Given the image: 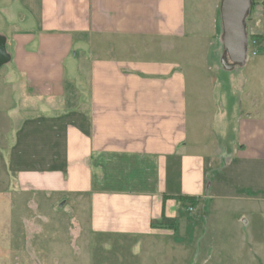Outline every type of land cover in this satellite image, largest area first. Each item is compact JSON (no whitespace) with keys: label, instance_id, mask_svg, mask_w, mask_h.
I'll return each instance as SVG.
<instances>
[{"label":"crops","instance_id":"1","mask_svg":"<svg viewBox=\"0 0 264 264\" xmlns=\"http://www.w3.org/2000/svg\"><path fill=\"white\" fill-rule=\"evenodd\" d=\"M263 1L239 62L223 0H0V193L20 231L58 207L140 264H264Z\"/></svg>","mask_w":264,"mask_h":264},{"label":"rangeland","instance_id":"2","mask_svg":"<svg viewBox=\"0 0 264 264\" xmlns=\"http://www.w3.org/2000/svg\"><path fill=\"white\" fill-rule=\"evenodd\" d=\"M253 52L252 49L249 61H254L255 64L261 62L260 75L264 80V53L254 56ZM188 73L191 74L190 68ZM240 78L243 80V76ZM192 83L193 80H190V84ZM2 155L5 159L8 157L7 152H0V179L4 164ZM4 173L7 179V171ZM2 195L0 193V264H140L141 251L135 246V242H114L104 247L95 244L94 237L88 241L86 236H78L76 233L77 228L71 221L72 212L61 211L58 207L51 215L44 211L43 218L30 217V225L36 224L40 232L36 234L31 228L30 233L24 234V231L21 232L23 221L15 215L9 217L6 211L8 205L1 201ZM38 245L42 246V251L36 249Z\"/></svg>","mask_w":264,"mask_h":264},{"label":"water","instance_id":"3","mask_svg":"<svg viewBox=\"0 0 264 264\" xmlns=\"http://www.w3.org/2000/svg\"><path fill=\"white\" fill-rule=\"evenodd\" d=\"M252 0H223L221 15L225 30L226 48L236 61L243 62L247 52L245 18Z\"/></svg>","mask_w":264,"mask_h":264},{"label":"built area","instance_id":"4","mask_svg":"<svg viewBox=\"0 0 264 264\" xmlns=\"http://www.w3.org/2000/svg\"><path fill=\"white\" fill-rule=\"evenodd\" d=\"M260 11L264 13V1L260 4Z\"/></svg>","mask_w":264,"mask_h":264}]
</instances>
